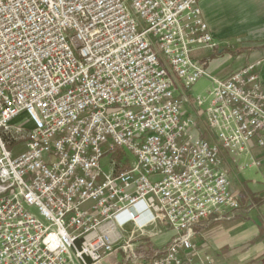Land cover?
Returning <instances> with one entry per match:
<instances>
[{
    "label": "built area",
    "instance_id": "1",
    "mask_svg": "<svg viewBox=\"0 0 264 264\" xmlns=\"http://www.w3.org/2000/svg\"><path fill=\"white\" fill-rule=\"evenodd\" d=\"M202 1L0 0V264H189L242 208L225 155L264 165V59L211 75ZM204 76L207 136L185 111ZM159 221L165 248L135 240Z\"/></svg>",
    "mask_w": 264,
    "mask_h": 264
},
{
    "label": "crops",
    "instance_id": "2",
    "mask_svg": "<svg viewBox=\"0 0 264 264\" xmlns=\"http://www.w3.org/2000/svg\"><path fill=\"white\" fill-rule=\"evenodd\" d=\"M253 5L260 7L264 14V0H253ZM212 7H214L212 0L202 1L203 12L209 24L208 11ZM258 8H255L257 12ZM262 24L259 28L263 29L264 23ZM260 59H264V48H257L248 59H244L243 65ZM221 61L222 59L214 63L211 61L209 66L211 75L215 76L214 73L219 69ZM233 71L225 74L224 77L229 76ZM259 73L264 81V62L259 68ZM200 89L199 83L191 89L190 101L185 103V111L199 120L203 134L207 136L205 130L208 126V118L205 111L208 105L206 108L199 106L196 102L198 97L194 98L193 95L201 96L205 93L208 95L209 90L204 92ZM251 154L259 156L262 151L253 148ZM251 154L243 155L237 160L225 155L224 168L229 173L232 191L242 199V208L226 218H211L196 227V248L191 253L192 260L189 264H264V165L253 166ZM134 228L133 224L127 227V239L132 237ZM174 234L175 231L169 224L159 221L143 231H138L135 240H142L149 248H165ZM124 258L125 253L120 249L102 264H124Z\"/></svg>",
    "mask_w": 264,
    "mask_h": 264
},
{
    "label": "rangeland",
    "instance_id": "3",
    "mask_svg": "<svg viewBox=\"0 0 264 264\" xmlns=\"http://www.w3.org/2000/svg\"><path fill=\"white\" fill-rule=\"evenodd\" d=\"M212 2L214 7L208 11L209 25L213 27L211 31L220 49H205L198 52L196 57L208 58L212 63L222 59L214 75L223 78L230 71L242 67L245 63L244 59H248L257 48H264V37H262L264 28H259L264 23V14L260 7L253 5V0H212ZM255 8H258V12ZM197 83L204 92L212 87V80L208 76L202 77ZM205 95L207 94L193 96L196 98ZM207 105L209 101H205L201 107L206 108ZM23 150L24 146L20 145L14 152L17 155ZM130 156L132 157L131 154ZM109 160V157H105L101 161L106 169H109L107 166Z\"/></svg>",
    "mask_w": 264,
    "mask_h": 264
}]
</instances>
